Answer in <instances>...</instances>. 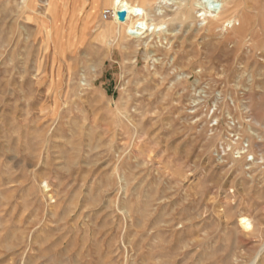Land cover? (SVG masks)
Instances as JSON below:
<instances>
[{
  "label": "rangeland",
  "instance_id": "obj_1",
  "mask_svg": "<svg viewBox=\"0 0 264 264\" xmlns=\"http://www.w3.org/2000/svg\"><path fill=\"white\" fill-rule=\"evenodd\" d=\"M235 1L122 37L111 0H0V264H264V0L244 42Z\"/></svg>",
  "mask_w": 264,
  "mask_h": 264
},
{
  "label": "bare ground",
  "instance_id": "obj_2",
  "mask_svg": "<svg viewBox=\"0 0 264 264\" xmlns=\"http://www.w3.org/2000/svg\"><path fill=\"white\" fill-rule=\"evenodd\" d=\"M198 1L202 5V8L198 10V12H201L200 16H203L204 19L208 18L211 21V24H214V21L216 20L214 18H216L219 13V7L216 3V0H198ZM225 2L227 3L228 0H225ZM257 3H259V0H246L244 1V3L241 4L240 1L236 0L234 6L231 9H228L230 13L227 16H225L226 19L223 21V25L226 22L228 25H230L233 24L235 19L238 20V25L233 24L231 26V30L234 36L238 37L241 42L246 41L248 37V30L252 28V24L254 23L253 18L251 16V12L245 9V7L252 8ZM61 6L66 7V0H49L47 6L48 14L53 18H55L57 22L59 21V19L57 18L61 12V8H60ZM152 6H153V0H111L112 21L109 27L106 28L103 32L111 36L120 35L123 37L125 34L130 36V32L139 33V32H145L146 30H151V32L154 30L156 31L161 30L163 27L162 22H157V23L149 22L150 18H149L148 9L149 7L152 8ZM119 10L126 11L125 20L119 19L118 17ZM188 12L189 9L185 8L183 15H186ZM261 13L264 14V9H262ZM151 26H153L152 29L150 28ZM255 36L256 35L254 33L251 34L250 37L252 38V42L254 44L253 45L254 50L264 53V45L260 44L259 40L258 39L256 40Z\"/></svg>",
  "mask_w": 264,
  "mask_h": 264
},
{
  "label": "water",
  "instance_id": "obj_3",
  "mask_svg": "<svg viewBox=\"0 0 264 264\" xmlns=\"http://www.w3.org/2000/svg\"><path fill=\"white\" fill-rule=\"evenodd\" d=\"M118 17L120 20H125L126 18V11L125 10H119L118 11Z\"/></svg>",
  "mask_w": 264,
  "mask_h": 264
},
{
  "label": "built area",
  "instance_id": "obj_4",
  "mask_svg": "<svg viewBox=\"0 0 264 264\" xmlns=\"http://www.w3.org/2000/svg\"><path fill=\"white\" fill-rule=\"evenodd\" d=\"M106 17H107V15H106Z\"/></svg>",
  "mask_w": 264,
  "mask_h": 264
}]
</instances>
